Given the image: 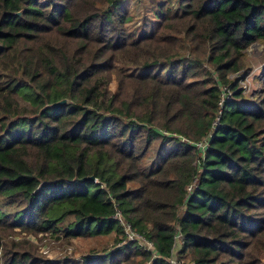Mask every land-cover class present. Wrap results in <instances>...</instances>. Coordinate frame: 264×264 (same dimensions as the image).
<instances>
[{
	"label": "trees",
	"instance_id": "1",
	"mask_svg": "<svg viewBox=\"0 0 264 264\" xmlns=\"http://www.w3.org/2000/svg\"><path fill=\"white\" fill-rule=\"evenodd\" d=\"M127 1L0 0V264H72L15 233L119 243L117 207L160 257L80 264H264V89L238 100L264 0H165L137 36Z\"/></svg>",
	"mask_w": 264,
	"mask_h": 264
},
{
	"label": "rangeland",
	"instance_id": "2",
	"mask_svg": "<svg viewBox=\"0 0 264 264\" xmlns=\"http://www.w3.org/2000/svg\"><path fill=\"white\" fill-rule=\"evenodd\" d=\"M48 2V0H41ZM165 0H128L126 3V10L131 17V21L127 23L126 29L137 36L141 32L151 31L156 28L163 20L161 13L158 9V3ZM168 6V5H167ZM166 6V7H167ZM169 7V6H168ZM176 7L173 6V8ZM261 42V41H258ZM263 43V42H262ZM264 44V43H263ZM250 48V47H249ZM247 49L248 63L250 64L249 71L242 70L238 73V77L245 78V84L242 82L241 87L245 90V97L238 98L243 101L247 98H254L262 89H264V49L261 45L254 48ZM250 50V53H249ZM117 86L116 79L111 83L110 87L115 90ZM22 106L30 108L29 104L20 99ZM150 161L142 163V168H146ZM3 199L0 198V207L3 205ZM96 235L89 237H77L68 240L63 232L57 234H44L38 235L27 234L25 232L15 233L13 238L26 237L34 244L36 250L44 256L47 260L55 261H68L72 264H80L83 257L93 254H105L112 250L117 249L119 246L118 241L115 242V234ZM2 249H0V258ZM181 264H188L186 259H178ZM1 263V259H0ZM120 264H126L122 262Z\"/></svg>",
	"mask_w": 264,
	"mask_h": 264
},
{
	"label": "built area",
	"instance_id": "3",
	"mask_svg": "<svg viewBox=\"0 0 264 264\" xmlns=\"http://www.w3.org/2000/svg\"><path fill=\"white\" fill-rule=\"evenodd\" d=\"M247 77V75L244 78H241V82L243 84H245V78ZM224 92H223V97L222 100L220 102V104H223L227 99H229L230 97V93H229V89L228 87L224 88ZM245 89V88H244ZM245 92V90H244ZM229 94V96H228ZM198 147L205 151L206 148H208V141H202L199 142ZM197 179L194 180V182H192L191 184H189V186L187 187L188 191L191 192L196 184ZM113 218L120 223V225L123 227L124 230V237L123 239L118 243L119 246L128 244V243H137L139 246L143 247L145 250L151 251L154 254V257H160V255L156 252V247H155V243L149 239L144 233L138 232L133 223L128 221L125 217L124 214L122 212V210L120 208H116V212L114 213ZM177 240L178 242H181V240L183 239L182 234H178L177 235ZM168 262L170 264H181V262L176 259L175 257H171L170 259H168Z\"/></svg>",
	"mask_w": 264,
	"mask_h": 264
},
{
	"label": "water",
	"instance_id": "4",
	"mask_svg": "<svg viewBox=\"0 0 264 264\" xmlns=\"http://www.w3.org/2000/svg\"><path fill=\"white\" fill-rule=\"evenodd\" d=\"M21 13H22V12H19V14H21ZM257 45H261L262 48L264 49V44H263L262 42H258V41L252 43L251 46H250V48H254V47H256ZM250 48H249V49H250ZM66 102H67V100L64 99V100H62V101H60V102H57L56 104H57V105H58V104H64V103H66ZM90 180H92V181H96V176H95V175H90V176H86V177L80 179V181H82V182H84V181H90Z\"/></svg>",
	"mask_w": 264,
	"mask_h": 264
},
{
	"label": "crops",
	"instance_id": "5",
	"mask_svg": "<svg viewBox=\"0 0 264 264\" xmlns=\"http://www.w3.org/2000/svg\"><path fill=\"white\" fill-rule=\"evenodd\" d=\"M249 53H250V50H249ZM176 259H178V257L177 256H174Z\"/></svg>",
	"mask_w": 264,
	"mask_h": 264
}]
</instances>
